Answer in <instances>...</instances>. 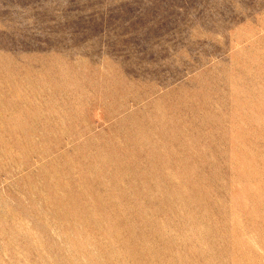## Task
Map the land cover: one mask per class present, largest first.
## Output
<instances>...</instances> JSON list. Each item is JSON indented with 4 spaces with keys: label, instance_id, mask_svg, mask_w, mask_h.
I'll list each match as a JSON object with an SVG mask.
<instances>
[{
    "label": "rangeland",
    "instance_id": "374dc122",
    "mask_svg": "<svg viewBox=\"0 0 264 264\" xmlns=\"http://www.w3.org/2000/svg\"><path fill=\"white\" fill-rule=\"evenodd\" d=\"M0 264H264V0H0Z\"/></svg>",
    "mask_w": 264,
    "mask_h": 264
}]
</instances>
